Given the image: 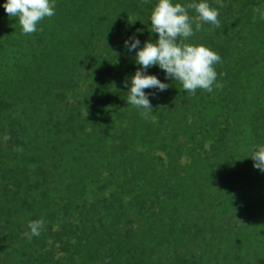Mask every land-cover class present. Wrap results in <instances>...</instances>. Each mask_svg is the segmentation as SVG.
Masks as SVG:
<instances>
[{
  "label": "trees",
  "instance_id": "16d2710c",
  "mask_svg": "<svg viewBox=\"0 0 264 264\" xmlns=\"http://www.w3.org/2000/svg\"><path fill=\"white\" fill-rule=\"evenodd\" d=\"M206 2L220 27L193 24L187 42L221 57L222 86L191 95L153 66L169 87L145 89V116L127 101L140 65L125 41L158 39V0H55L31 34L0 0V264H264V172L249 157L264 145V0ZM52 97L60 107H33Z\"/></svg>",
  "mask_w": 264,
  "mask_h": 264
},
{
  "label": "clouds",
  "instance_id": "9594fccd",
  "mask_svg": "<svg viewBox=\"0 0 264 264\" xmlns=\"http://www.w3.org/2000/svg\"><path fill=\"white\" fill-rule=\"evenodd\" d=\"M220 6L223 7L222 4ZM3 7L10 18H17L24 34L36 32L40 21L55 15V0H6ZM189 9H194L197 15L190 17ZM218 17L219 10L211 7L206 0L199 3L193 0L187 5L174 4L173 0H158L150 17V31L158 34V39L145 41L143 47H140L141 41L135 35L125 41L129 52L138 49L136 63L140 65L130 82L128 79L124 81L125 88H128L129 105L144 109L142 114L145 116L151 113L153 107L150 94L145 89L164 91L169 87L156 75L148 74L147 70L157 65L164 70L166 79L180 82L183 89L191 95H195L197 89L210 93L213 86L221 87L216 83L217 72L214 67L221 61V57L203 44L187 42L194 35L193 24L196 31L201 30L203 23L219 28ZM4 139L7 141L10 137L5 136ZM249 157L254 161V167L264 172V145L255 146ZM28 227L30 234L26 232L25 236L29 240L34 236L39 237L44 228V220H33Z\"/></svg>",
  "mask_w": 264,
  "mask_h": 264
},
{
  "label": "flooded vegetation",
  "instance_id": "af4514ba",
  "mask_svg": "<svg viewBox=\"0 0 264 264\" xmlns=\"http://www.w3.org/2000/svg\"><path fill=\"white\" fill-rule=\"evenodd\" d=\"M51 99H52V103L50 104V106H48V107H46L47 105H43V104H40V102H42V101H47V100H49V101H51ZM39 103H36V104H33V107H35V108H37V109H41V110H43V112H44V114L46 113L44 110H46V111H51L52 109H54V108H56V107H60V104H61V102H60V99H58V100H56L55 98H46V99H44V100H42L41 99V101H40ZM48 102V101H47ZM61 108H63V107H61ZM40 112V111H39ZM67 112V111H66ZM43 147V146H42ZM41 147V148H42ZM44 148V147H43ZM42 148V149H43ZM41 149V154H43V150ZM46 154H44L43 156H45ZM89 188H90V186H89ZM123 188H126V187H122V189ZM132 190H137V191H139V187H134V188H132ZM98 193H100L99 192V190H98V192H97V194ZM96 195V194H95ZM8 203H9V201L7 202V199H6V197H3V198H1V200H0V219L3 217V214H4V212H5V210H6V208H7V206H8ZM101 209H103L104 210V208L102 207ZM101 209H99L100 211L99 212H101ZM14 211L16 212V215H17V218H18V220H20V216H21V210H20V208H19V206L17 205L16 206V208L14 209ZM2 216V217H1ZM22 220V219H21ZM20 220V221H21ZM90 220L91 219H88V222H90ZM104 220H105V218H104ZM94 230H100L101 229V227H102V225L104 224V222L101 220V219H99L97 216H95V218H94ZM96 221V222H95ZM71 224H75V221H72V222H70V223H68V227H72L73 228V226H71ZM82 229L85 227L84 225L83 226H80ZM55 231H58L59 233H57V232H55ZM55 231H53V234L54 233H57V235H62L60 238H56V239H50V242H51V245L54 247V248H56V250H57V252H59L60 251V242H61V240H59V239H61L64 235H67V233H68V230L67 229H65V230H61V228L60 229H56ZM58 241V243L56 244V242ZM5 245L7 246V244L5 243ZM5 247V246H4ZM5 249H7L6 247H5ZM6 255V254H5ZM7 256V255H6ZM80 257V256H79ZM79 260H80V258H79Z\"/></svg>",
  "mask_w": 264,
  "mask_h": 264
}]
</instances>
